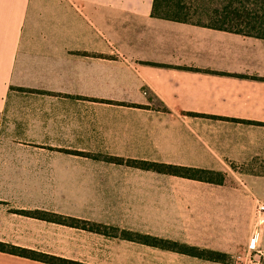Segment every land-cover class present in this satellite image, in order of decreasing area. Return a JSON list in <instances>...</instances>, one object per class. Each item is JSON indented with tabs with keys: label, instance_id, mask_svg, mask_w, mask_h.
Returning a JSON list of instances; mask_svg holds the SVG:
<instances>
[{
	"label": "crops",
	"instance_id": "1",
	"mask_svg": "<svg viewBox=\"0 0 264 264\" xmlns=\"http://www.w3.org/2000/svg\"><path fill=\"white\" fill-rule=\"evenodd\" d=\"M152 1L0 0V242L84 264H264V218L248 248L264 214V39L155 17ZM0 264L53 263L0 250Z\"/></svg>",
	"mask_w": 264,
	"mask_h": 264
},
{
	"label": "trees",
	"instance_id": "2",
	"mask_svg": "<svg viewBox=\"0 0 264 264\" xmlns=\"http://www.w3.org/2000/svg\"><path fill=\"white\" fill-rule=\"evenodd\" d=\"M151 13L153 16L159 18L190 22L264 39V0H153ZM199 17H204L205 22L202 23L200 20L198 21L194 19ZM107 159L117 163L125 162L143 169H151L162 173L199 179L218 184L223 183L226 178L225 172L190 166L152 162L140 159L124 160L121 157H107ZM35 214L41 218L64 222L66 224L88 228L105 234H119L123 238L136 240L162 248L180 250L211 260L224 261L226 259V255L224 253L199 250L195 247L180 245L176 242L150 235L133 233L127 230H121L118 232L115 228H110V230H108L107 227L103 225L89 223L77 218L65 217L48 212H35ZM0 250L17 253L53 264H84L49 254H39L31 250L8 245L3 242H0Z\"/></svg>",
	"mask_w": 264,
	"mask_h": 264
},
{
	"label": "rangeland",
	"instance_id": "3",
	"mask_svg": "<svg viewBox=\"0 0 264 264\" xmlns=\"http://www.w3.org/2000/svg\"><path fill=\"white\" fill-rule=\"evenodd\" d=\"M195 20H200V22H202V23H204L205 22V18L204 17H199V18H194ZM255 215V214H254ZM256 216V215H255ZM256 219L258 218L257 216L255 217ZM261 218H264V214L262 215H260L259 214V218L257 219V220H255L256 222L257 221H260V219ZM253 228V227H252ZM259 229V224H258V222H257V224L255 223V226H254V231H253V233L251 234V237L253 236V234L254 233H256L257 232V230ZM256 237V236H255ZM257 242H258V240H257V238L255 239V242L253 243V245L255 244V247L257 246ZM248 248H249V250L251 251V253H257V248H251L250 247V241L248 242ZM262 256V255H261Z\"/></svg>",
	"mask_w": 264,
	"mask_h": 264
},
{
	"label": "built area",
	"instance_id": "4",
	"mask_svg": "<svg viewBox=\"0 0 264 264\" xmlns=\"http://www.w3.org/2000/svg\"><path fill=\"white\" fill-rule=\"evenodd\" d=\"M257 211L258 212H264V203H259L257 205ZM261 220L262 219H260V221ZM255 234L256 233H254L253 236L250 238V247H252V248H255V244L253 245V243L255 242V239H256Z\"/></svg>",
	"mask_w": 264,
	"mask_h": 264
},
{
	"label": "bare ground",
	"instance_id": "5",
	"mask_svg": "<svg viewBox=\"0 0 264 264\" xmlns=\"http://www.w3.org/2000/svg\"><path fill=\"white\" fill-rule=\"evenodd\" d=\"M261 221L258 222V224L260 223Z\"/></svg>",
	"mask_w": 264,
	"mask_h": 264
}]
</instances>
